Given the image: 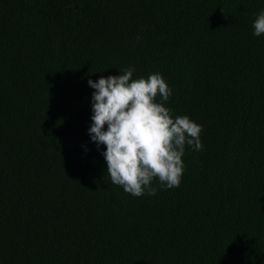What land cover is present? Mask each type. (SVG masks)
<instances>
[{
  "label": "trees",
  "instance_id": "trees-1",
  "mask_svg": "<svg viewBox=\"0 0 264 264\" xmlns=\"http://www.w3.org/2000/svg\"><path fill=\"white\" fill-rule=\"evenodd\" d=\"M264 0H0V264H264ZM159 72L202 125L178 187L111 183L87 81ZM157 102L161 98L157 96Z\"/></svg>",
  "mask_w": 264,
  "mask_h": 264
},
{
  "label": "clouds",
  "instance_id": "clouds-1",
  "mask_svg": "<svg viewBox=\"0 0 264 264\" xmlns=\"http://www.w3.org/2000/svg\"><path fill=\"white\" fill-rule=\"evenodd\" d=\"M253 35L264 34V10L253 22ZM135 69L128 66L119 75L89 79L92 93L91 141L102 153L112 184L140 197L147 191L155 195L158 180L162 188L178 187L184 171L185 146L203 148L202 125L187 115L173 118L164 105L172 95L163 76L151 73L133 79ZM159 96L161 102H157Z\"/></svg>",
  "mask_w": 264,
  "mask_h": 264
}]
</instances>
